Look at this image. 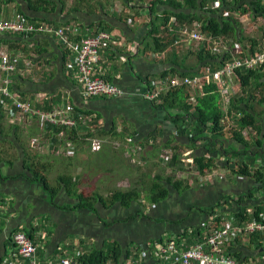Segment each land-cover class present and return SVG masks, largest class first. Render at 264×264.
Instances as JSON below:
<instances>
[{
	"label": "crops",
	"instance_id": "crops-1",
	"mask_svg": "<svg viewBox=\"0 0 264 264\" xmlns=\"http://www.w3.org/2000/svg\"><path fill=\"white\" fill-rule=\"evenodd\" d=\"M52 1L56 4L52 12H34L29 9L24 0H13L7 4L0 2V15L9 12L12 15L7 19L0 16V20L25 19L33 24L44 22L54 28L67 27L72 32V35H69L70 39L75 42H81L84 38L95 36L99 32H108L100 28L101 24L109 26L108 33L117 41V45L108 44L107 48L102 50L97 71L99 77L120 88L124 94L108 100L87 98L77 72L75 56L65 44L56 42L52 37L39 34L23 36L13 34L7 37V40L14 42L11 50L3 44L15 68L10 75L12 80L10 90L18 95L21 103L30 109L39 111H51L70 104L77 111L91 113L90 117L93 122L87 123L76 131L75 140H73L76 149L72 156H68L64 148L65 143L69 141L68 138H71L68 134L70 131L62 133V136L59 135V131L49 132L50 136H47L46 126L37 119H34L32 123L11 122L10 117L0 108V121L8 120L10 126L18 128L17 131L10 129L6 134L3 131L0 132V140L9 146L7 155L0 161V179L3 178L0 180V200L6 202L8 209L0 219V264H27L26 260L15 253L16 250L11 242L12 234L17 232L26 234L30 231L34 234L37 264H52L63 257L78 262V257L84 253L95 249H109L110 247L106 248L107 241L118 242L127 251L137 243L148 245L162 237L165 239L176 237L180 243L185 232L197 229L204 232L203 229L209 226V222L202 210L214 206L217 201H221L226 196L236 197L245 194L253 184L251 179L241 178L231 173L230 168L233 166L231 167L230 164L234 162V157L217 155V147L207 145L206 149L202 142L194 149L189 147L188 139L177 133V129L169 119H166V114L160 108L153 107L134 95L137 91H145L148 88L146 83L151 86L152 83L159 81L160 75L173 67V63L168 58L172 49L177 52L176 64L178 66L175 68L179 71L190 70L194 73V77L203 81L206 74L205 69L210 72L214 70L200 64L195 66L194 52L198 50V45L195 44L196 48L192 49L194 46L180 42L162 53L143 52V39L147 32L150 15L147 9L148 2L145 0L142 2L117 0L119 4L117 8L114 7L115 0H76L71 3L70 7L64 0ZM61 1L64 5H61ZM136 7H141V9ZM136 11L138 14L134 17ZM156 13L161 12L156 10ZM126 14L134 18L128 16L124 20ZM243 16L239 17L241 23L246 20ZM233 44H239L244 49L249 47L245 41H233ZM1 45L2 43L0 47ZM263 47L264 45L258 47L256 43L254 48ZM258 69L256 74H261L262 77L252 79L249 87L244 88L243 91L233 75L230 77L228 88L233 100L244 99V104L248 100L247 106L252 108V113L264 120V65ZM0 77H3V74H0ZM175 78H178V75L171 74L164 82ZM210 84H214L211 78L205 86ZM205 86L196 93L189 92L192 101L196 95H203ZM226 102L224 101V105L228 104ZM254 106L260 108L261 112L256 113ZM23 124L27 127L32 125L34 127V131L28 136L29 141L25 139L26 144L19 136V129ZM91 135L105 138L106 142L115 146H103L102 150L93 152L89 144L85 142V138ZM208 136L211 137L210 134ZM33 138H38L37 145L32 144ZM227 138L229 135L225 139ZM228 144L231 145L232 141H228ZM175 145L181 146V161L184 162V170L169 165ZM29 148L33 151L30 152ZM141 148L147 150L141 151ZM105 150H111L113 154L121 156L126 161L131 153L133 156L138 155L140 162L146 166L144 167L146 177L151 173L150 181L157 177V180L170 188L168 199L157 205L140 207L142 218L138 217L134 221L126 222V218L130 217L133 212L130 213V209L116 208V206L105 209L98 204L96 213L89 210H56L48 205L49 202L41 191V187L30 182L32 178H30L26 165L32 163L31 167H34L37 163L41 173L47 179L45 175L47 169L61 161V165H58V172L54 173V179L72 178L73 186L80 192L81 188H87L91 183L89 179L96 175L98 167L103 166L104 161L100 163V159L97 158L102 156ZM194 154L197 156L210 155L215 158L214 168L199 175L193 164ZM227 160H231L229 164ZM2 161L4 162L1 163ZM113 161L115 157L111 162ZM139 165L140 163L136 167ZM256 165L252 163L250 166ZM185 167L191 169L193 178L197 179V182H193V178L188 181L182 179L181 173L183 175ZM169 171L174 175L170 176V173L168 175ZM154 172L156 173L152 176ZM177 173L178 179L175 178ZM99 178L98 176L95 178L94 183L97 186L92 189L91 194L93 197L97 194L107 197L113 190L109 191L108 195L100 193L103 185L98 184L100 183ZM204 178L207 182H203ZM178 180L184 181V184L189 187L182 192H177L170 184ZM114 183L115 180L112 185ZM59 184L61 188L53 201L65 206H71L77 202L74 196L75 191L67 193L65 185ZM143 184L145 185L141 181V185ZM254 195L258 196L254 203L259 202L264 198V189ZM141 202L145 205L144 200ZM191 206L193 209L190 210ZM232 208H234V203H231L229 208L222 206L223 212L220 214L224 217H231ZM134 209V207L131 208L135 211ZM216 211L219 212L220 209ZM144 216H149L153 220ZM212 218L211 215L210 219ZM127 244L130 247H127L129 246ZM244 245L243 251L244 256H247V261L253 264H264V261H261V255L257 256L254 248L247 247L246 241ZM238 248L239 246L236 248L237 251ZM259 252L263 254L264 247ZM144 259H147L144 264H157L152 253L149 255L146 253ZM129 260L132 259H128L125 263L135 264L133 260L131 262Z\"/></svg>",
	"mask_w": 264,
	"mask_h": 264
},
{
	"label": "trees",
	"instance_id": "trees-1",
	"mask_svg": "<svg viewBox=\"0 0 264 264\" xmlns=\"http://www.w3.org/2000/svg\"><path fill=\"white\" fill-rule=\"evenodd\" d=\"M24 1L27 3L29 9L34 12H52L56 6L52 0ZM139 1L142 2L144 0ZM0 2L7 4L13 2V0H0ZM61 3V5H64L62 1ZM147 4V9L150 15L148 17L147 32L143 39V52L153 51L162 53L175 45L176 36L169 33L166 28L170 17H175L180 24H191L192 22L201 24V30L203 33H206L208 37L214 40L223 39L231 50L234 45L233 41L242 42L244 40L240 23L234 14H247L252 19L259 17L264 20V6H261L256 0H234L233 3H227L226 0H223L222 6L218 9H211L209 0H148ZM141 7L136 8L141 9ZM156 10H159L161 13L157 14ZM225 10L230 13L228 17L222 16L223 11ZM137 14L138 12L136 11L134 17ZM128 16L131 18L133 17L126 14L124 15V20H126ZM100 26L102 30L108 32L110 31L109 26H103L102 24ZM162 27H165V30H162ZM160 33L164 34L161 36ZM12 35L13 34L10 33L0 35V43L9 47L10 50L13 49L12 44L14 42L7 40V37ZM248 42L250 46L247 49L243 48V51L245 50L246 52L249 51L252 53L254 49L257 50V48H254L256 47V43H254L253 40L249 39ZM198 47V50L194 52L196 60L195 66L199 64L204 65L205 67L208 66L214 71L219 69L227 59L230 60L233 56L230 55L229 51L224 54L212 52L206 43H202ZM176 53V50H171L168 58L173 63V67L160 75L159 81L164 82L168 80L167 78H169V75L171 74L178 75V78L194 77V73L190 70L184 71V69L179 71L175 68L178 66V64H176ZM258 71L259 69H238L235 71V75H233V77L237 79L239 87L243 91L244 88L249 87V82L252 79L256 80L262 77L261 74H256ZM146 84V86H148L147 89H149L150 84ZM202 94L203 95H196L193 98V101H191L192 97L187 89L175 88L168 90L160 96V104H150L153 107L160 108L166 114V119H169L172 122V125L177 129L178 134L188 139L190 144L189 147L192 149L198 147L202 142L204 144L203 147H206L207 145H209V147H217V155H226L230 158L234 157V162L230 164L231 167L233 166L230 168L231 173H234L235 176L241 178H250L253 183L251 188L246 191L245 194H241L236 197L226 196L221 201H217L214 206H210L202 210L206 214L209 226L204 227V232H200L198 229L196 231H188V233L185 232L180 243L176 237V239H165L162 237L161 239L151 242L148 245L137 243L132 249H128L126 251L121 244L114 241L109 249H95L84 253L78 257V262L81 264H126L125 262L130 258H132L133 262H137L141 250H147L148 255L151 253L154 255L153 251H155L154 246L156 244L166 246L172 241L180 244L181 248L186 249L187 246L193 245L196 241L205 240V238L210 235L212 231L221 227L222 221L229 218L220 214L223 212L221 207L226 206L229 208L231 203H234V208H232L230 212L231 218L237 224L257 218L259 214L264 213V198L259 202L254 203V201H257L258 196H253L254 193L258 194L262 189H264V120H261L260 117H257V115L252 113V108L247 106L248 100H246L244 104V99L233 100L231 98L232 100H230L228 104L224 105V100L220 98L221 96L216 90L214 84L205 86ZM224 106H226L225 111ZM78 112L82 113V111ZM86 114L90 115L91 113L88 112ZM228 121H230L233 125L228 126L227 124L226 126ZM12 129L16 131L18 130L16 126H11V130ZM46 130L48 132L47 136H50L49 132L56 133L59 131V129L54 127L46 128ZM244 130H249L254 133V136L250 141L244 138ZM206 132H208L211 137H209ZM75 133L76 130L68 132L71 137L73 136V139ZM228 135L229 138L225 139ZM228 141H232V144L229 145ZM236 145L240 146V148ZM173 150L169 165L177 169L184 170V162L181 161V146L175 145ZM192 157L193 164L199 175L213 169L215 166V158L210 155L197 156L194 154ZM258 159L259 162H257ZM1 160L2 158H0V161ZM230 161L231 160H227V163L229 164ZM252 163H256L257 165L251 167L250 165ZM26 166L30 178H32L30 182H34L41 187V191L46 195V200L49 202L48 205L56 210H89L96 213V205L98 204H101L105 209H111L113 206L121 209H131L134 207L136 210L134 209L135 211L133 214L126 218V222H128L129 220L134 221V219L136 220V218L141 217L142 212L140 207H145L147 204H160L166 201L170 195V188L162 184L161 181L157 180V177H154V179L150 181L145 190L134 186L126 190H113L108 197H103L100 194H97L95 197H93V195L85 196L82 192L75 189L72 178L66 179L65 177H59L57 181L62 183V185H65L67 193L75 191L74 196L77 199V202L71 206H65L64 204H57L53 201L61 186L57 185L56 187H51L47 183L43 173H41V170L39 169L40 166L37 165V163L34 167H31L33 166L32 163ZM41 167H43V164H41ZM0 180H3V178ZM170 185L177 192H182L189 187L187 184H184V181L180 180L171 183ZM143 191L145 193H143ZM142 193L143 195L145 194L143 198L144 201L147 202L145 205H143L140 201ZM191 209H193V206L190 207V210ZM217 209H220L221 212L216 211ZM247 210H250V213L246 212ZM211 215L213 217L212 219H210ZM144 217L149 220H153V218L149 216ZM26 236L34 242V234L29 231L26 233ZM246 243L247 247L251 246L254 248L257 256L261 255V252L258 253V251L264 247V238H262V236L249 235ZM231 245L235 246L229 249L232 252L231 256L239 261H247V256H244L243 251L244 242L239 238H235ZM238 246L239 248L237 251L236 248ZM146 260L143 259V261L139 264H144ZM156 263L161 264L160 260L156 261Z\"/></svg>",
	"mask_w": 264,
	"mask_h": 264
},
{
	"label": "built area",
	"instance_id": "built-area-1",
	"mask_svg": "<svg viewBox=\"0 0 264 264\" xmlns=\"http://www.w3.org/2000/svg\"><path fill=\"white\" fill-rule=\"evenodd\" d=\"M234 0H226L227 3H233ZM261 6H264V0H256ZM223 0H209L211 9H218L222 6ZM228 11H223L222 16L228 17ZM247 15V14H243ZM236 18L241 15L234 14ZM248 16V15H247ZM246 16V17H247ZM169 33L176 36L175 45L180 42L195 43L198 46L206 43L212 52L222 53L229 51L233 55L230 60H226L224 64L214 72L205 69V78L203 81L198 77L193 78H175L168 82L157 81L151 84L149 89L145 91H137L134 95L139 97L146 103L160 104L159 98L168 90L175 88H185L191 93H196L208 84L211 80L214 82L221 98L229 102L232 98V93L229 92V81L235 71L241 70H256L264 65V47L254 49L252 53L243 51L241 45H233L231 50L222 39L214 40L203 33L201 24L192 22L191 24H180L175 17H170L166 26ZM165 30V27H163ZM11 33L15 35L39 34L52 37L56 42L65 44L75 56L76 68L80 77L85 96L90 99L108 100L117 98L123 95V91L117 86L108 83L103 78L99 77L97 66L101 61V52L111 46L117 45V41L108 32H99L92 37L84 38L81 42H75L70 39L69 35L72 32L67 27L54 28L51 25L39 23L33 24L25 19L13 21L0 20V35ZM164 33H160L162 36ZM230 45V44H229ZM5 46L0 47V108L10 117L11 122H27L32 123L37 119L46 128L54 127L59 129V135L72 130H80L87 123H92L93 119L86 113H79L76 109L68 104L66 106L57 107L51 111H39L30 109L27 105L18 100V95L10 90L12 80L10 75L14 72V65L11 63L8 54L5 52ZM124 60V59H123ZM192 101V99H191ZM226 102V103H227ZM14 118L16 120H14ZM63 133V134H62ZM37 139L33 138L32 144L37 145ZM85 141L90 146V150L98 152L103 149L105 141L95 136H87ZM72 142V141H71ZM76 149L75 143L67 141L65 143V153L72 156ZM6 202L0 200V219L7 213ZM246 212L250 213V210ZM249 235H259L264 238V213L259 214L257 218L237 224L231 217L222 221L221 227L212 231L203 241H196L193 245L187 246L186 249L180 247V244L172 241L166 246L156 244L154 246V256L161 264H253L250 261H239L231 256V243L235 238L241 241H247ZM11 242L14 245L16 254L28 264H37L35 261L36 245L23 232L12 234ZM147 250H141L138 261L135 264L143 261ZM260 256V255H259ZM261 261H264V253L260 256ZM132 259V258H131ZM128 261V260H127ZM126 261V262H127ZM131 262V260H129ZM52 264H81L73 262L69 258H59L58 261ZM112 264V263H107ZM129 264V263H128Z\"/></svg>",
	"mask_w": 264,
	"mask_h": 264
},
{
	"label": "rangeland",
	"instance_id": "rangeland-1",
	"mask_svg": "<svg viewBox=\"0 0 264 264\" xmlns=\"http://www.w3.org/2000/svg\"><path fill=\"white\" fill-rule=\"evenodd\" d=\"M64 1H66V3L69 4V7L71 6L72 2H76V0H64ZM145 1L148 2V0H145ZM115 3L116 4L114 7L117 8L119 5L118 1L115 0ZM0 16L7 19L12 15H11V12H9V13H5V14H1ZM243 19H246V20H244L241 23L239 21V17H238V21H239L241 29H242V35L244 38L243 41H245V43L248 44V46H250L248 40L251 39V40L256 41L258 47H262V45H264V20L262 18H259V17L252 19L250 17H246L245 15L243 16ZM185 44L189 45V46L195 45V43H185ZM195 48H196L195 46L192 47V49H195ZM235 89L237 90L236 86H235ZM225 109L226 108L224 107V111H225ZM254 110H256V113L261 112V109L256 107V106H254ZM23 122L24 121H22L21 123H23ZM227 124H228V126L233 125L230 121H228V123H226V126H227ZM20 128L21 129H19V134H20L19 136H21V138L24 139V142L26 144L27 141H25V139H27L29 141L28 136H30V133H32L34 131L33 130L34 127H33V125L30 127H27L25 124H23ZM10 129H11V126H10L8 120L3 119L0 121V132L3 131L6 134V133H9ZM34 136H36V135H34ZM253 136H254L253 132H251L249 130H247V131L244 130V138L246 140L250 141L251 138H253ZM101 139H103L105 141V143L103 144L104 146H108V147L109 146L110 147L115 146L113 144L110 145L108 142H106L105 138H101ZM68 140L70 141V143H72L74 139L71 137V138H68ZM8 148H9L8 144L5 143L3 140H0V158L3 159V157H5L7 155ZM143 150H147V149H143ZM143 150L141 148V151H143ZM29 151L32 152L33 150L31 151L29 148ZM26 153H27V155H30L29 152H26ZM113 153L114 152H112L111 150H105L102 153V156L97 158V159H100L99 160L100 163L102 161H104V164H102L103 166H100V167L97 166L98 172L96 173V175L94 177H91L89 179V182H91V183L87 186V188H85V187L81 188L80 192H82L85 196H91L92 195L91 194L92 189L96 188V186H97V185L95 186V183H94L95 182L94 180L97 176H98V178L100 177L99 178L100 183H98V182L97 183L103 185V187H101V190H100V193H102L103 195H108L109 191H111V190H126V189H130L134 186H136V187L141 186L140 188H142V190L146 189V186L150 182L149 179H151L152 177H151V173H149V176L146 177V172L144 170V167H146V166L140 162L141 160H139V158H138L139 156L138 155L133 156L131 153L130 154L131 156H127V161L129 163L128 164L127 161L125 159H123L121 156L119 157ZM41 156L44 157V155H41ZM113 157H115V161L111 162ZM3 162L4 161H2L1 163H3ZM138 163H140V165L136 167V165ZM58 165H61V161L54 163L53 166H51V168H48L47 172H45V175L47 177V179H46L47 183L51 187H56L57 185H61V184H59V182L56 179H54V173L58 172L57 171L59 168ZM98 165H101V164H98ZM97 167H95V168H97ZM138 167H140V168L138 169ZM91 168H92V165H91ZM98 173H99V175H98ZM155 173L156 172H154L152 176H154ZM169 173H170V176L174 175V173H171V171L168 172V175H169ZM181 176H182V179L185 181H188V179L193 178L191 169H188V167L187 168L185 167V171H184L183 175L181 173ZM110 177H112V178H110ZM176 177L178 179V173L175 176V178ZM107 178H108V180H107ZM112 179L115 180V183L113 185H112V183L114 182V180H112ZM141 181L144 182L145 185L144 184L141 185ZM193 182H197V179L193 178ZM203 182H207V179L204 178ZM144 195L142 193L141 200H144L143 199ZM144 203L147 204L146 201ZM132 212H134V211L130 209V213H132ZM98 234H100V233H98ZM109 235H111V234H109ZM127 245H129V244H127ZM111 246H112V243L107 241L106 248L111 247ZM129 247H130V245H129Z\"/></svg>",
	"mask_w": 264,
	"mask_h": 264
}]
</instances>
